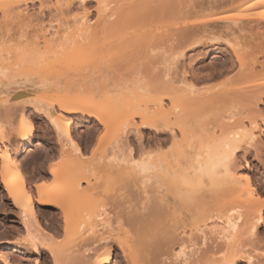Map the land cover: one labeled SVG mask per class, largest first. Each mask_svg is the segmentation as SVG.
<instances>
[{"label":"bare ground","instance_id":"1","mask_svg":"<svg viewBox=\"0 0 264 264\" xmlns=\"http://www.w3.org/2000/svg\"><path fill=\"white\" fill-rule=\"evenodd\" d=\"M31 1L0 0L1 26L3 24L6 27L10 23L22 33H26L25 30L30 27L35 33L38 31L42 38L41 47L35 40L15 52L13 59L24 67L22 71L32 72L45 67H60L65 59H72L65 67L57 69L58 72L54 69L56 73L48 72L50 75L47 73L48 75L34 83L37 88H50L61 93L53 105L45 106L34 98L21 100L26 106L18 110L19 121L14 129L19 143L14 147L8 146L10 133L0 130L1 183L11 201L19 208L28 246L34 253H39L40 247H46L54 264H58L56 250L49 247V244L57 245L55 240L58 239L45 228L47 221L40 213L41 207L55 206L63 216V231L66 235L63 237L64 243L67 240L66 244L76 242L74 239H80L81 233L85 236H82L86 244L83 245L85 247L81 254L79 250L73 249L75 245L69 246L68 251L80 254L78 264H111L114 244L121 248L127 264H174L172 257L187 255L185 249L191 246L194 228L197 232H202L201 227L208 225L204 222L214 219L215 223V219H218L225 226L222 233L219 232L224 242L216 251L218 257L214 256L215 253L208 252L207 248L205 250L199 247L201 255L191 259L198 248L192 249L189 253L191 261L187 256L179 264H238L237 259L241 257L242 251L238 248L237 240L240 235H255L257 227L264 223V201L255 194L249 178L244 175L242 181L243 175L236 169L233 170L231 163L243 143H252L256 137L253 130L258 129L260 132V126L252 117L246 120V125L242 119L230 124L231 118L223 121L219 116L209 121L207 116L215 108V104L223 99L245 98L252 109L257 110V103L264 102V79L245 82L232 89L215 86L211 88L218 89L194 90L190 87L186 91L174 86L166 73L152 68L149 62L152 53L162 50V54L179 56L172 54V51L179 46L180 36L194 26L183 22L180 10L172 8L171 0H96L95 19L90 18L88 11L83 8V12L80 11L77 17L72 18L73 24L69 26V21L63 19L64 23L57 22L56 27L52 22L48 26H43L42 22V25L34 22V13L30 14L27 8V3ZM72 1L40 0V3L50 2L55 8L54 12L63 16L70 12ZM76 1L82 4L85 0ZM156 2L157 8L154 6ZM135 6L138 9L145 6L153 11L126 12ZM239 8L242 13L235 11L228 16H213L202 23L225 20L244 24L264 40V14L257 11L264 10V0H247ZM140 20H143L142 24L136 29L129 27V24ZM159 21L163 22L157 27L155 24H159ZM7 28L9 29L8 26ZM46 32L51 37L45 35ZM91 54H96L97 60L93 56L88 62ZM256 64L264 66V62L260 61H253L249 66L253 69ZM103 75H110L113 78L112 84H107L101 78ZM90 91L108 97L109 101L103 111L96 112L91 105L79 104L69 99L75 92H83L84 95ZM21 101L14 102L13 106ZM141 101L144 102L143 110L139 111L138 107L136 111H131L132 106ZM5 106L9 110L12 105ZM25 107L42 116L56 131L63 147H68L78 157H83V153L73 136L71 114L80 113L93 118L116 138L126 136L132 129L135 132H139L140 128L148 129L150 145L146 157L140 158L143 164L130 165L126 169L128 174L133 172L134 175H139L140 172H145L148 178L153 179L155 187L152 186L154 190L150 191V199L145 198V201L148 200L147 204L139 203V207L128 200L119 202L123 208L115 205L119 209L113 211L115 207L110 209L107 208V202H99V194L93 191V184L89 179L87 185L92 186L86 190L80 189L82 185L78 180L71 181L68 178L67 182H62L65 185L56 190L35 184V194L32 195L24 182L20 156L29 153L32 146H42L49 141L46 138L36 141L34 120L27 114ZM124 112L125 118L120 119V114ZM6 114L10 115L12 112ZM133 118H138V122H134ZM35 142L37 143L34 144ZM122 160H125L124 157ZM131 162V159L127 160V163ZM69 166L73 169V165ZM168 194L172 201L168 199ZM123 195L126 197L127 193L121 194ZM207 196L215 200L211 203L204 201ZM179 205H184V209L187 207L188 216L180 214L182 206ZM178 210L181 212L177 215ZM182 215L187 217L186 221ZM122 218L126 220L124 223H128L129 229L124 226L127 223L123 224L125 229L123 228ZM185 223L192 224L194 228L189 232L185 231ZM112 224L120 227L116 225L115 230ZM243 254H246L244 258L248 264H260L264 261L255 253ZM168 259H171V263H167Z\"/></svg>","mask_w":264,"mask_h":264},{"label":"rangeland","instance_id":"2","mask_svg":"<svg viewBox=\"0 0 264 264\" xmlns=\"http://www.w3.org/2000/svg\"><path fill=\"white\" fill-rule=\"evenodd\" d=\"M129 1L135 2L136 0ZM171 1L172 8L176 11L180 10L183 22L192 23L194 26L193 28L187 29V32L183 33L180 39H178L180 44L176 50L172 51V54L179 56L172 57L169 54H162V50L154 51L149 61L152 68H158L161 70V73H166L167 78L171 80L174 86L185 89L186 91L189 90L190 87L194 90H206V88L213 90L217 87L232 89L239 87L245 82L264 79V66L256 64L253 69L249 66L253 61L264 62V40L254 34L253 29L244 24H234L225 20L216 23H202L213 16H228L235 11H240L242 13L243 11L239 6L247 0ZM79 3L80 2L73 0L72 4H70V12L64 13L65 15L63 14V16H61L62 14H56L57 12H54L55 8L50 5V2L48 4L47 2L46 4H41L40 0H32L27 3V8L30 14L34 13L33 18L37 21L34 22L36 24L42 22V24H44L43 26H48L51 24L50 22H52V24H54L53 26L56 27L59 22L64 20H67V22L69 21L68 25L70 26L73 24L72 18L77 17L78 14L84 10L88 11L87 13L90 18H96V0H85L82 4ZM150 5L153 4L150 3ZM154 6L157 8V2ZM148 7H145L146 9H138V6L130 7L126 12L141 13L144 11H153L152 8ZM257 11L264 14V10L260 9ZM140 21H134L132 24H129V27L131 26L132 29H136L142 24L143 20ZM159 22H157L159 24H155L156 26L158 25L157 27H160L163 21ZM40 24H38V27H40ZM34 25L35 24H33V26ZM7 26L5 27L3 24L2 26L0 25V62L2 63V70L0 71V130L5 133H10L7 145L14 147L19 143V139H17L18 135L14 130L19 121L18 110L24 109V106H26L21 100L34 98L45 106L53 105L54 100L58 95H61V93H56L50 88H37L34 86V83L36 81L38 82L39 78L49 73L52 74L51 72L53 71L55 73L56 71L58 72L57 69L65 67L72 58L65 59L60 67H45L43 70L36 69L34 72L22 71L24 67L13 59L14 53L35 40L40 43L39 46L41 47L42 38L39 37L40 33L38 31L35 33L30 27L25 30L26 33H22L20 30H17V27L13 24L10 25L9 23ZM14 27H16V29ZM35 28L37 27L35 26ZM49 32H52V30H49ZM45 35H47V32ZM47 36L51 37L50 35ZM160 54L162 55L159 58L158 55ZM95 55L96 54L89 55L90 60L87 58L89 60L88 62H90ZM94 60H97V57L96 59L94 58ZM155 70L157 72V69ZM101 78L109 85L113 82V78L110 77V75H103ZM215 86L217 87L211 88ZM73 94L74 95L70 94L72 96H69V99H73V101L79 104L91 105V108L96 112L103 111L104 106L109 101L108 97L98 95L96 91H90L87 94L84 93V95L83 92H75ZM114 95L115 93L113 96ZM16 101L21 102L13 106V103ZM7 104L12 105L10 106L11 109L9 108V110H6L5 105ZM257 104L258 108L255 110L252 109L245 98L244 100L223 99L219 104H215V108L208 114L207 120L213 121L215 117L220 116L223 121L227 118H231L230 121L232 123L230 122V124L242 119L247 125L246 120L252 117L258 122L260 132H258V129L253 130L256 137H254L253 141H251L252 143L248 145H244L243 143L241 149L236 153V158L231 163V167L234 168L233 170L236 169V171L243 175L242 181H244V175L249 178L250 185L255 194L264 201V102H258ZM132 107L131 111H136L138 107V110L142 111L144 102L141 101L138 105H133ZM25 109L28 111V113H26L34 120L36 141L43 138L49 141L42 146H32L29 153H23L20 156L21 159L19 158L25 185L32 195L35 194V184L49 186L50 188L52 187L53 190H56L57 187H63V181L67 182L68 179H71V181L78 180L80 185L84 186H80V189H89L87 187L93 184V191L99 194L97 197L99 202H107V208L110 207V209L111 207H115V205L122 209L123 207L120 206L121 203L119 202H128V200L131 201L132 204L135 203L137 205L142 202H148V200L145 201V198L150 199L152 196V192L150 193V191L154 190L152 186L155 187V185H153V179L148 178L145 172L134 175L133 172L128 174L129 172L126 170L130 165L143 164L140 158L146 157L150 145L148 129L140 128L139 132H135L132 129L126 136L124 135L122 138H116L113 137L112 134L107 133L103 129V126L93 118L86 117L80 113L71 114L70 117L73 121V136L80 145L83 153V157H78L72 153L68 147H63L61 141L58 139L56 131L50 127L51 125H49L42 116L34 113L31 108L25 107ZM9 111H11L12 114H6L9 113ZM125 116L126 112L120 114L119 118L124 119ZM133 121L138 122V118H133ZM226 122H229V120ZM257 134L259 136H257ZM36 143L37 142L34 144ZM1 148L2 146H0V149ZM114 154H116L117 159L113 157ZM123 157L125 160H122ZM129 159H131V163H127ZM1 160L0 157V163ZM70 164L73 165V169L69 166ZM66 172L68 173L65 174ZM87 179H89L90 182L92 181V184L89 186L87 185L89 184ZM125 193H127L126 197L125 195L121 196V194ZM169 195L170 194L167 195L168 199L171 200L172 197ZM243 196H245V194ZM208 197L209 196H207L204 201L211 203L215 200L214 198L213 200ZM179 206H182V208H180L182 212L179 211V209L176 212L177 215L181 212L180 214L185 213L184 216H188L186 211L187 207L184 209V205ZM119 208L115 207L113 211H117ZM19 213V208L15 206L9 198L0 178V264H54L46 247H40V252L34 253L33 249L28 246L25 241L26 232L21 223ZM40 213L47 221V226L45 228L58 239L55 240L56 244L58 243L57 245L54 246L49 244V247L54 251L56 250L55 253L58 255V264H78L81 260V250H84L85 246L83 247V245L86 244V242H84L85 240H82L85 236L79 233L81 238L79 239L75 236L76 239L74 240L76 242L71 241L72 243L69 242L70 244H66L68 243L67 240V242L64 243L63 237L66 235L63 231L64 221L62 212L60 213L57 207L51 206L41 207ZM113 213H110V215ZM186 218L185 221L187 220ZM122 219L123 223L121 221V224L123 226V224L127 222L124 223L126 220H124V218ZM114 220L112 223H114ZM207 221L204 223L208 225L201 227L202 232H197L192 224L189 223L187 225V223H185V225H187L185 226V231L189 232L194 228L193 233L191 232V246L185 249L187 253L186 256L180 255L171 258L174 264H179V262L186 259L187 256L190 261L193 258L195 259L199 253L202 254L200 248L205 250L207 248L208 252L215 253L214 256L218 257L216 251L224 242V240L220 238V233H222L221 230L224 224L222 220L218 219H215V223L213 222L214 219ZM117 224H112L115 230ZM127 225L128 223L124 226L126 229H129V225ZM199 225L203 226L201 223ZM255 232V235H240L238 238V248L242 251L241 257L237 259L238 264H248V261L244 258L246 254L243 253H255L254 255L257 254L258 258L264 260V223H260ZM79 234L78 236L80 237ZM70 245H75L73 249L75 251L79 250L80 254L77 252L74 254V252L71 253L68 251L70 250ZM196 248H198L199 252L197 253V250L194 254L195 256L191 255V257H193L190 259L189 253L192 249L195 250ZM73 249L71 248V251ZM176 250H178V248H176ZM121 251V248L114 244L111 264H127L125 263L123 252ZM171 259H168L167 263H171ZM260 264H264V261Z\"/></svg>","mask_w":264,"mask_h":264}]
</instances>
